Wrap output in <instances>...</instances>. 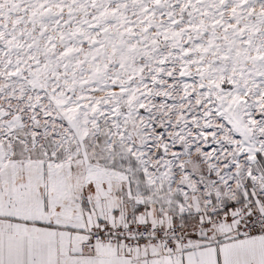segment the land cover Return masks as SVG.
I'll use <instances>...</instances> for the list:
<instances>
[{"label":"snow or ice","instance_id":"obj_1","mask_svg":"<svg viewBox=\"0 0 264 264\" xmlns=\"http://www.w3.org/2000/svg\"><path fill=\"white\" fill-rule=\"evenodd\" d=\"M0 264H264V0H0Z\"/></svg>","mask_w":264,"mask_h":264}]
</instances>
